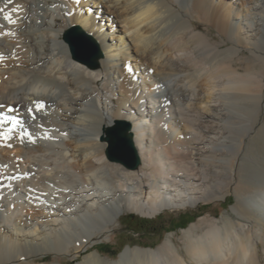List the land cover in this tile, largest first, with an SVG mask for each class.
<instances>
[{
	"label": "bare ground",
	"instance_id": "bare-ground-1",
	"mask_svg": "<svg viewBox=\"0 0 264 264\" xmlns=\"http://www.w3.org/2000/svg\"><path fill=\"white\" fill-rule=\"evenodd\" d=\"M0 9V114L22 121L0 140V264L80 252L76 264H188L169 239L117 260L90 248L124 212L155 217L229 193L231 214L181 230L185 253L196 264H264V0H0ZM71 27L97 40L95 65L69 53ZM117 121L130 124L136 169L106 155Z\"/></svg>",
	"mask_w": 264,
	"mask_h": 264
},
{
	"label": "rangeland",
	"instance_id": "rangeland-1",
	"mask_svg": "<svg viewBox=\"0 0 264 264\" xmlns=\"http://www.w3.org/2000/svg\"><path fill=\"white\" fill-rule=\"evenodd\" d=\"M196 26L203 29L205 33H209L215 41H219L223 47H225L226 41H221V38L218 34L209 26H206L200 22H194ZM74 27L69 28L62 34V39L66 34ZM86 33V32H84ZM87 34V33H86ZM89 35V34H87ZM90 36V35H89ZM97 44L99 50V44L97 40L90 36ZM69 53L73 56V54ZM77 59L83 61L87 65L91 63V55L86 51H77ZM100 57V56H99ZM99 59V58H98ZM97 59V60H98ZM264 118V114H262ZM108 149V144L107 148ZM229 206H225V203ZM234 202V195L232 193L226 194L225 200H219L210 202L208 204L200 203L195 207H188L181 210H165L157 214L155 217H144L132 212H124L117 220V224L112 227L110 238L108 240L97 241L96 245H106L110 252L108 254L99 253L100 256L110 259L117 260L119 254L126 247H142V248H152L156 249L163 246L167 240H170L172 246L185 257L188 264H196L192 261L185 253L184 241L182 239L181 230L188 228L192 223L201 216H211L218 218L219 216H226L231 214V205ZM195 217L194 220L188 224L185 228H179L177 230H171L169 227L172 222L173 225L181 222H185L188 218ZM140 220L149 221L148 224H138V227H135V224L139 223ZM134 222V223H133ZM134 226V227H133ZM138 228V229H137ZM95 246L90 248V250H95ZM89 250V251H90ZM261 252V251H260ZM84 254L86 252H80L74 259L65 254H48L44 258H33L36 262L41 264H76L77 262L82 261ZM188 258V260H187Z\"/></svg>",
	"mask_w": 264,
	"mask_h": 264
},
{
	"label": "water",
	"instance_id": "water-1",
	"mask_svg": "<svg viewBox=\"0 0 264 264\" xmlns=\"http://www.w3.org/2000/svg\"><path fill=\"white\" fill-rule=\"evenodd\" d=\"M70 52L78 58L77 51H86L91 55L90 65H95L100 56L96 42L80 28H72L64 37ZM130 124L126 121L115 122L106 133L108 149L106 155L110 160L117 161L130 169H136L139 164L137 151L133 145L132 135L129 133Z\"/></svg>",
	"mask_w": 264,
	"mask_h": 264
},
{
	"label": "snow or ice",
	"instance_id": "snow-or-ice-1",
	"mask_svg": "<svg viewBox=\"0 0 264 264\" xmlns=\"http://www.w3.org/2000/svg\"><path fill=\"white\" fill-rule=\"evenodd\" d=\"M77 3H79V0H76ZM14 11H16V9H14ZM3 12V9H0V13ZM4 20L7 21L9 24H13L15 23V21L13 19H11L10 14H4ZM43 105L38 104L37 105V110H39ZM0 107H3L2 105H0ZM8 111H14V109H8ZM32 110L29 109V114H31ZM33 119H35V117L33 116ZM9 120L11 121L13 127L8 128L6 133H0V140H8L11 139V133L13 132L14 128L16 126H22V121H20L19 119H16L15 117L9 118V117H5L2 114H0V124L3 123H7L9 122ZM24 136H27L28 133L25 131L23 133ZM44 138H47V136H45ZM6 167V166H5Z\"/></svg>",
	"mask_w": 264,
	"mask_h": 264
},
{
	"label": "trees",
	"instance_id": "trees-1",
	"mask_svg": "<svg viewBox=\"0 0 264 264\" xmlns=\"http://www.w3.org/2000/svg\"><path fill=\"white\" fill-rule=\"evenodd\" d=\"M225 206H229L227 204V202L225 203ZM195 217L192 218H188L185 222H181V223H177L175 225H173V223L171 222L169 227H171V230H177L179 228H185L188 224H190ZM149 221L146 220H140L138 224L142 223V224H148ZM95 249L98 250L99 253H103V254H108L110 252V249L106 246V245H97L95 246Z\"/></svg>",
	"mask_w": 264,
	"mask_h": 264
},
{
	"label": "flooded vegetation",
	"instance_id": "flooded-vegetation-1",
	"mask_svg": "<svg viewBox=\"0 0 264 264\" xmlns=\"http://www.w3.org/2000/svg\"><path fill=\"white\" fill-rule=\"evenodd\" d=\"M134 223V222H133ZM134 227V226H133ZM135 227H138V223L137 224H135ZM138 229V228H137Z\"/></svg>",
	"mask_w": 264,
	"mask_h": 264
}]
</instances>
